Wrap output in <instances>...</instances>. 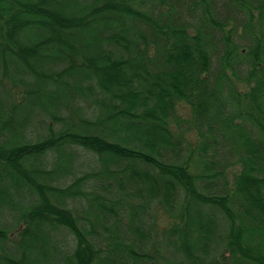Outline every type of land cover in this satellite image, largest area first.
Returning a JSON list of instances; mask_svg holds the SVG:
<instances>
[{
  "label": "trees",
  "instance_id": "trees-1",
  "mask_svg": "<svg viewBox=\"0 0 264 264\" xmlns=\"http://www.w3.org/2000/svg\"><path fill=\"white\" fill-rule=\"evenodd\" d=\"M0 264H264V0H0Z\"/></svg>",
  "mask_w": 264,
  "mask_h": 264
},
{
  "label": "rangeland",
  "instance_id": "rangeland-1",
  "mask_svg": "<svg viewBox=\"0 0 264 264\" xmlns=\"http://www.w3.org/2000/svg\"><path fill=\"white\" fill-rule=\"evenodd\" d=\"M184 112L188 114L189 110L187 108H184ZM86 158L85 154L80 157L81 162L84 161Z\"/></svg>",
  "mask_w": 264,
  "mask_h": 264
}]
</instances>
